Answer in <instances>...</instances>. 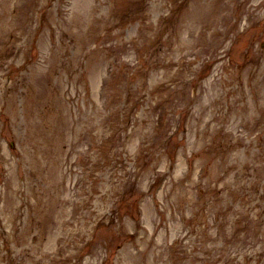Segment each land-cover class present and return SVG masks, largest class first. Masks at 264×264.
<instances>
[{
    "label": "rangeland",
    "instance_id": "rangeland-1",
    "mask_svg": "<svg viewBox=\"0 0 264 264\" xmlns=\"http://www.w3.org/2000/svg\"><path fill=\"white\" fill-rule=\"evenodd\" d=\"M0 264H264V0H0Z\"/></svg>",
    "mask_w": 264,
    "mask_h": 264
}]
</instances>
